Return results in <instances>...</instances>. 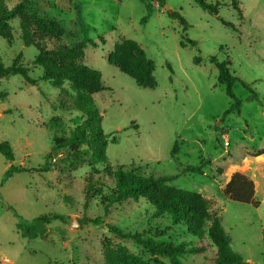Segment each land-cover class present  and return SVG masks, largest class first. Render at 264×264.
<instances>
[{"label": "rangeland", "instance_id": "rangeland-1", "mask_svg": "<svg viewBox=\"0 0 264 264\" xmlns=\"http://www.w3.org/2000/svg\"><path fill=\"white\" fill-rule=\"evenodd\" d=\"M4 1L13 7L20 0ZM50 1L47 9L39 0H27L26 7L32 16L58 20L66 44L85 42L83 62L101 71L106 86L92 99L103 132L115 142L108 143L107 161L98 164L87 145L81 151L57 145L55 139L69 136L86 115L74 107L68 82L60 88L41 78L38 50L24 44L21 20L13 19L0 34V58L9 66L21 53L18 63L33 81L22 74L0 77V142L8 141L14 152L13 161L0 152V258L12 264H110L107 251L122 245L149 264H157L156 256L170 263L116 227L145 236H152L153 227L163 229L160 239L199 250L186 254L184 264L213 258L216 247L207 234L196 236L167 216L154 217L144 200L104 204L115 187L110 170L135 164L147 175L171 176L170 185L210 198L211 215L220 217L232 249L251 264H264V187L258 206L235 201L222 188L223 169L233 168L247 149L264 148V0H237L241 12L233 0H208L219 1L217 15L194 0H166L164 6L151 0L146 22L142 0H72L69 11ZM169 10L179 11L188 25ZM124 38L137 41L155 62L153 87L141 86L109 61ZM211 56L228 61L237 77L233 92L241 105L226 116L234 100L218 81ZM11 163L26 169L2 182ZM197 166L202 171L192 169ZM54 213L67 218L52 219L37 235L19 228Z\"/></svg>", "mask_w": 264, "mask_h": 264}, {"label": "trees", "instance_id": "trees-1", "mask_svg": "<svg viewBox=\"0 0 264 264\" xmlns=\"http://www.w3.org/2000/svg\"><path fill=\"white\" fill-rule=\"evenodd\" d=\"M58 6L65 11L71 9L72 0H57ZM146 3L147 14L142 21L146 22L150 17L154 7L151 0H142ZM164 6L166 0H157ZM203 10L217 15L220 10L219 1L194 0ZM27 0H20L13 7H8L4 0H0V34L3 36L4 30L10 27V22L15 18L21 20V36L25 45H33L38 53L35 63L43 68L42 79L51 81L55 86L63 88L68 82L70 89L75 93L74 107L86 115V118L76 125L69 136L56 138V143L60 147H70L74 151H81L84 145L91 150L94 164L105 163L107 161V146L110 141L115 142V138L110 140V135L102 130V114L93 102L92 94L100 92L106 88L100 70L91 67L83 62L85 55V42L80 45H69L63 41L65 29L56 19L45 16H32L26 7ZM39 6L43 9L51 7L50 0H39ZM235 9L241 12L237 0L232 2ZM169 15L173 18H180L182 24L188 25L186 19L179 11L169 10ZM104 40V38H102ZM191 42V40H189ZM97 44L96 41L90 40ZM185 44V42H183ZM134 52H133V51ZM22 54L19 53L12 65H5L0 58V77L14 74H22L27 80L33 81L28 75V68L18 63ZM200 57L196 58L199 62ZM218 68V81L226 85L228 95L233 98V103L224 112L226 116L234 109H239L241 102L233 92V84L237 77L229 68L228 61H221L216 56L210 57ZM109 61L120 67V69L134 78L143 87H153L155 80L153 72L155 62L150 58L145 49L135 40L124 38L115 45L109 56ZM255 96V94H254ZM177 141L173 147L175 153ZM0 152L8 160H14V152L8 141L0 142ZM264 148L255 152L256 155L263 154ZM22 165L10 164L5 171L2 182L9 179L15 172L25 170ZM197 171H202V166L192 167ZM110 174L115 180L113 191L105 196L104 204L109 206L124 199L131 198L136 201L144 200L154 211V217L167 216L174 224H184L187 230L196 236L207 234L213 245L216 247L215 256L206 259L200 264H251L249 261L235 252L230 244L221 219L218 215H211L210 209L212 200L198 191L176 187L168 183L171 176L147 175L141 172V167L131 164L125 168L119 165L116 170H110ZM223 193L229 198L250 203L258 206L260 201L255 196V183L252 178L241 171L232 174L230 180L223 187ZM88 195V194H87ZM63 214H43L34 218L29 223L21 222L20 230L25 235H37L40 228H44L52 219L66 220ZM96 218L95 223H100ZM123 237H131L143 244L153 255H163L169 258L170 263H166L159 257H155L157 264H184L182 258L188 253H199L195 247H188L184 242L175 243L170 240L160 239L164 235L161 228H151L152 236H145L143 232H123L120 228H114ZM110 264H149L142 256L131 252L125 246L110 248L107 251Z\"/></svg>", "mask_w": 264, "mask_h": 264}, {"label": "crops", "instance_id": "crops-1", "mask_svg": "<svg viewBox=\"0 0 264 264\" xmlns=\"http://www.w3.org/2000/svg\"><path fill=\"white\" fill-rule=\"evenodd\" d=\"M261 148L247 149L246 154L241 161L235 164L232 163L233 168L226 171L223 169L222 175L225 176V181L222 188L230 180L234 172L241 171L254 180L255 196L257 198L259 191L264 187V153L259 155L255 154V152ZM0 261L5 264H12V260L7 257L0 258Z\"/></svg>", "mask_w": 264, "mask_h": 264}, {"label": "built area", "instance_id": "built-area-1", "mask_svg": "<svg viewBox=\"0 0 264 264\" xmlns=\"http://www.w3.org/2000/svg\"><path fill=\"white\" fill-rule=\"evenodd\" d=\"M225 144H226V145H229V141H228V140H226Z\"/></svg>", "mask_w": 264, "mask_h": 264}, {"label": "water", "instance_id": "water-1", "mask_svg": "<svg viewBox=\"0 0 264 264\" xmlns=\"http://www.w3.org/2000/svg\"><path fill=\"white\" fill-rule=\"evenodd\" d=\"M76 223V222H75Z\"/></svg>", "mask_w": 264, "mask_h": 264}]
</instances>
